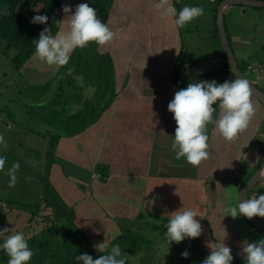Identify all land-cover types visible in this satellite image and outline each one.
Listing matches in <instances>:
<instances>
[{"label":"crops","instance_id":"0c3cea01","mask_svg":"<svg viewBox=\"0 0 264 264\" xmlns=\"http://www.w3.org/2000/svg\"><path fill=\"white\" fill-rule=\"evenodd\" d=\"M181 1L184 6L204 8L203 16L183 28H177L173 18H162L154 7L155 0L112 1L106 24L117 35L112 42L98 46V51L112 59L116 95L86 130L58 139L57 160L50 165L48 177L64 202L73 208L76 225L93 244L102 237L113 238L131 225L142 210L170 219L173 212L183 207L181 211L191 209L197 213V220L206 223L202 237L223 242L226 231L225 244L232 255L245 258L243 241L251 243L261 237L247 234L250 223L246 217L225 216L224 209L238 204L241 187L263 160L264 104L252 96L255 114L248 127L233 140L213 134L215 125L209 123V158L199 166L188 164L183 158L175 159L171 145L177 124L173 113L168 111L175 92L191 81L232 80L226 72H215L225 61L216 25L220 2L172 0L178 11L184 7ZM60 2L61 8L67 4V0ZM0 11L6 12V7L1 6ZM62 17L61 10V20ZM223 21L236 61L263 62L264 7L226 5ZM203 27L205 32L201 31ZM208 45L214 48L212 56L217 60L207 62L196 57V50ZM202 74L207 75L196 78ZM250 76L253 78L249 80L264 92V74ZM42 84L46 83L38 86ZM69 139L89 142L82 147L84 150L69 152L63 146V140ZM94 147L91 159L87 155L94 154ZM66 162L77 165L82 174L70 171L64 174L66 166L59 164ZM97 164L109 168L105 181L93 176ZM258 193H264V179L251 188L247 197ZM153 196L158 199L150 208L146 201ZM98 231L104 236H99Z\"/></svg>","mask_w":264,"mask_h":264},{"label":"trees","instance_id":"16d2710c","mask_svg":"<svg viewBox=\"0 0 264 264\" xmlns=\"http://www.w3.org/2000/svg\"><path fill=\"white\" fill-rule=\"evenodd\" d=\"M112 1L84 0V3L88 2L90 7L96 9L98 17L106 23ZM217 1L219 3L222 0ZM0 2L6 7V12L0 13V37L5 40L3 48L6 51L11 47L16 49L12 61L14 67L18 68L35 52L34 41L39 38L40 32L45 27H49L54 35L57 33L61 19V2L60 0H0ZM35 15H47L48 24L31 23ZM237 63L248 79V74L252 76L264 74L249 72L247 66L250 63ZM64 69H70V73L65 76L60 75L57 80L58 87L53 91L52 97L43 99L47 108L42 111L41 118L52 126L43 132L44 135L49 133L50 145L46 153L48 160L45 166L46 175L42 177L44 183L42 196L34 204L9 199L5 206L0 208V228L11 230L6 235L23 232L34 251L35 254L29 264H77L75 256L87 252L94 258H98L104 253L107 254L114 245H119L122 251H141L143 245L150 242L142 228L149 227L156 230L160 227L165 228L164 225L168 223L163 217L147 215L150 218L148 220L144 218L146 216L141 211L130 227L127 226L119 231L111 239L104 253L98 252L85 232L76 225L73 208L64 202L48 181L50 165L57 160L53 150L60 137L83 132L97 121L116 93L112 59L108 54L100 53L95 43H90L83 49L77 48L71 54L69 63L61 68V72L65 71ZM217 70L215 72H226L235 79L226 59ZM206 75H199L196 78L201 79ZM77 77H83L82 82L78 81ZM49 86L50 83H46L43 87H33L32 97H41L36 94L37 88L41 89L42 95ZM89 88L92 89L91 96L85 93ZM73 104L76 105L74 108H72ZM47 114L51 116L50 119L55 117V121H49ZM94 170L101 181L107 179L108 166L97 164ZM46 210L49 211L41 214ZM160 219H163L162 222H158ZM136 225L138 228L135 227ZM30 231L32 234H29ZM190 244L194 246L186 248L190 253L188 258H182L180 254L181 264H202L209 253L201 249L202 245L196 244L191 238H186L182 242V246H190ZM184 251L183 249L182 252ZM195 252H200V255H196ZM0 264H8V256L3 250H0ZM127 264H130L128 259ZM232 264H246V259L234 256Z\"/></svg>","mask_w":264,"mask_h":264},{"label":"clouds","instance_id":"9594fccd","mask_svg":"<svg viewBox=\"0 0 264 264\" xmlns=\"http://www.w3.org/2000/svg\"><path fill=\"white\" fill-rule=\"evenodd\" d=\"M154 7L162 18H173L177 28H183L204 15L202 6L185 5L178 11L172 0H155ZM61 10L66 19L60 22L67 21V27H61L55 35L49 27H45L34 41L35 56L41 62L49 66H65L77 48H86L90 43L103 46L116 38L117 34L102 22L97 10L90 7L88 2L78 4L74 14L71 5H62ZM48 21L47 15H35L31 23L47 25ZM77 80L82 82L83 77H77ZM252 96L253 88L249 80L239 76L223 83L216 80L191 81L186 88L176 91L168 104V111L173 113L177 124L171 145L175 159L183 158L188 164L199 166L209 158V123L215 125L213 134H219L226 140L235 139L248 127L255 114ZM0 145H3V149L7 148L3 135H0ZM6 162V156L0 154V172L10 177L8 186L14 187L20 164L15 162L6 169ZM241 194L237 205L224 209L225 216L234 219L240 216L264 218V193H258L252 198H248L246 193L243 199ZM157 199L158 196H153L146 201V205L151 208ZM182 208L173 212L174 215L164 225L169 243L174 241L179 244L186 238L195 239L203 233L202 225L196 219L197 213L191 209L181 211ZM10 231L8 228H0V250L7 254L8 264H29L35 253L25 234L16 232L6 235ZM226 237L225 231L223 242H216L210 247L211 252L202 264H232L234 256L231 248L225 244ZM94 247L104 253V243ZM242 252L246 264H264V238L251 243L243 241ZM189 255L187 250L181 253L185 259ZM127 259L128 255L122 252L119 245L112 246L107 254L98 258L87 252L75 256L77 264H127Z\"/></svg>","mask_w":264,"mask_h":264},{"label":"rangeland","instance_id":"374dc122","mask_svg":"<svg viewBox=\"0 0 264 264\" xmlns=\"http://www.w3.org/2000/svg\"><path fill=\"white\" fill-rule=\"evenodd\" d=\"M71 1L73 2L75 0ZM180 4L181 6H184V1H181ZM3 5L4 4L0 2V7ZM64 5H71L73 9L72 13L74 14L75 7L78 5V3L70 4L67 0V4ZM64 19H66V16L63 13L62 20ZM61 27L66 28L67 21L62 22L59 25L58 30H60ZM205 30L206 27L201 29L203 32H205ZM198 36L200 37V34H198ZM4 43L5 40L0 37V135H3L4 142L7 145L6 149H3V145H0V154H3L7 158L5 166L6 169L10 168L15 162H19L20 168L17 172L18 180L14 187L8 186L10 177L7 176L5 172H0V208L4 207L6 201L9 199L19 200L23 203L34 204L41 198L44 187L42 177L46 175L45 166L48 161L46 159V153L50 145L49 133L44 135L43 132L52 126L49 125V122H45L41 118L42 111L47 108V104L43 103V99H45L46 96H48V98L52 97L53 91H55L58 87L57 80L59 79L60 75L65 76L70 73V69H64L65 71L61 72V68L63 66H49L46 63L41 62L35 56V52L32 53L29 58H27V60L24 61L18 68L14 67L12 58L16 54V49L11 47L8 51H6L3 48ZM213 49L210 47V45L207 47H201L200 50H196V57H198L199 60L206 59L207 62L215 61L217 58L212 56L214 53ZM182 56L183 54L181 57ZM32 76L36 78V81ZM247 76L250 79L253 78H251L250 74ZM44 82L47 84L50 83L48 90L41 95V89L37 88L36 94L41 97L33 98L31 95L33 86L40 87L38 84ZM44 85L46 84H42L41 87ZM24 86L26 88H30L23 89ZM85 93L87 96H91L92 89L89 88ZM46 117L49 119V121H55V117L50 119L51 116L48 114ZM88 142L89 140L86 139H82L81 141L80 139L72 141L69 139V141L65 142L63 140V146L69 152L76 150L77 153L78 150H84L82 147H87ZM55 148L56 145L53 150L54 155ZM95 151L96 150L94 147L93 155L89 156L85 152L84 154L92 159L95 155ZM73 157H76V155H73ZM59 165L62 167L66 166L63 171L64 174L68 173L67 171H70L71 173L82 174V170L72 162H66L62 165ZM93 176L98 177V173H94ZM48 181L50 182L49 177ZM48 211L49 210H46L41 214L47 213ZM142 212L146 216L144 218H148V220H150V218L147 217V215L151 217H163L161 215L148 213V211L144 210H142ZM165 219L169 221V219ZM162 220L163 219H160L158 222H162ZM199 221L203 228L202 234H204L205 229L203 224L206 223L204 220ZM237 225L238 224H236V226ZM135 227H137V225ZM131 229L135 230L134 228ZM142 229L143 232L146 233L148 239H150V242L144 244L141 251H122L128 255L130 264H181L179 257L183 249L186 250V248H192L194 246V243L192 245L190 244V246H182L183 241L179 244L174 241L169 243L165 236L166 231L164 229L166 228L160 227L156 230H153L152 228L148 227ZM235 230L236 227L234 232ZM263 232L264 229H259L250 224L248 225L247 234H258V236H260L262 239L264 238ZM102 233L98 231L97 234L99 236H104ZM29 234H32L31 231ZM101 239L103 242L102 240L95 241L94 246L104 243V249H106L112 237L109 240L103 237ZM202 239L206 242V244L202 241ZM193 240L196 244H201L202 247L200 248L207 251L209 254L211 252V245L213 246L216 243V241H213V239L202 237V235ZM258 240L259 239L257 237V241ZM208 241L211 242V245L208 244ZM95 249L100 252L97 248ZM195 254L200 255V252H195Z\"/></svg>","mask_w":264,"mask_h":264},{"label":"water","instance_id":"95a60500","mask_svg":"<svg viewBox=\"0 0 264 264\" xmlns=\"http://www.w3.org/2000/svg\"><path fill=\"white\" fill-rule=\"evenodd\" d=\"M232 4H235V5L240 4V5L252 6V7H264V0H222L216 12V25L218 29L220 45H221L223 55L229 65V70L233 74L234 78L239 76V77L248 79L238 66V63L230 47V44H229V41L226 35L225 27H224L223 8L226 5H232ZM249 82L253 88V96L264 104V92L259 90L250 80ZM263 166H264V157H263L260 167L254 173V175L241 187L240 193L242 192L241 194L242 199L244 195L248 193L255 184H257L259 181L264 179V171H262ZM247 220L254 227H257L259 229H264V221L258 219L257 217H253L251 219L247 218Z\"/></svg>","mask_w":264,"mask_h":264},{"label":"built area","instance_id":"2783aa9c","mask_svg":"<svg viewBox=\"0 0 264 264\" xmlns=\"http://www.w3.org/2000/svg\"><path fill=\"white\" fill-rule=\"evenodd\" d=\"M247 70L255 74L264 73V61L258 64H249Z\"/></svg>","mask_w":264,"mask_h":264},{"label":"bare ground","instance_id":"6f19581e","mask_svg":"<svg viewBox=\"0 0 264 264\" xmlns=\"http://www.w3.org/2000/svg\"><path fill=\"white\" fill-rule=\"evenodd\" d=\"M263 170H264V166H263Z\"/></svg>","mask_w":264,"mask_h":264}]
</instances>
